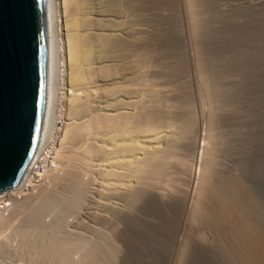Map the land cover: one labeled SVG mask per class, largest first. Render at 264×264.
<instances>
[{
	"label": "bare ground",
	"instance_id": "6f19581e",
	"mask_svg": "<svg viewBox=\"0 0 264 264\" xmlns=\"http://www.w3.org/2000/svg\"><path fill=\"white\" fill-rule=\"evenodd\" d=\"M257 4H264V0ZM44 7L46 82L40 129L33 154L38 152L39 146L48 142L46 147L53 149L50 153H53L55 159L58 160L57 164L63 165L65 169L68 168L69 174L61 182L62 184L54 185L56 180L53 179L54 186L42 187L34 195L37 196L41 192L39 196L25 197L11 207V212L16 211L22 215L21 219L25 225L23 229L18 228L17 224L12 223L10 218H5L6 216L2 213H0V226L6 223L14 224L16 228L13 231L15 233L23 231L22 234L25 237L30 230L39 227L43 214L54 211V217H56L51 224V229L57 231L67 212L79 210L83 205L87 186L84 183H77L74 177L81 174L79 172L85 168L82 170L79 166L77 171L81 170L78 173L75 172L74 166L77 167V163L80 164V162L74 161L72 153L76 144L83 138L85 140L84 136L88 138L96 133H103L106 136L108 133L114 134V137H112L113 135L110 136L111 138L108 137L110 142L102 139L103 143L99 146L95 147L89 143L86 146V152H93L104 157L107 162L104 165L109 169H105L102 175L107 182L110 181L106 183L103 180L105 183H101V185L109 187L104 193H107L110 198L121 200L124 204L121 205L120 201L119 203L114 201L100 203L101 200H96L95 197H92V202L111 206L110 211L115 219L124 221L127 218L126 216L125 219L122 218L120 211H124L125 207L133 206L136 203H142L144 200L143 194H146L145 189L148 188L146 186L148 182L145 177L142 178L136 174H160L163 179L169 181L176 178L183 179L187 175L192 178V180L187 179L192 182V185L195 180V178L193 180L194 171L189 172V167L186 168V161L190 160V157L194 161L197 158V152L193 155L190 154L200 139L201 124L197 114L200 112L202 123H204V117L207 119L206 115L210 113L211 119L208 120V127L205 129L202 124L206 132L205 139L210 140V150L208 151L211 156L209 158L210 166L205 173L204 183L198 189V195L194 188L195 192L193 193L197 195L196 197L192 196L191 198L192 191L188 189L176 194V196L182 197H179L180 199L178 197V199H174L172 197L175 195L166 193H161V199L163 202L167 200V204L181 200L184 207L192 205L196 213L201 214L208 221L206 225L195 226L199 227V231L205 232V237L203 232L201 233L202 237L207 240L208 250L210 254L212 253L213 258L215 256L213 253L219 254L220 264H264V157L260 158L261 154L257 153L260 150L256 151L254 147H251L250 150L246 147L244 150L243 147L246 144L240 126L241 114L235 112L236 107L232 109L225 106L227 108L216 109V112L211 109L210 103H208L210 111L208 110L206 113V108V111L204 110L206 101L203 102V98H201L203 106L200 107L198 104V108H196L192 99L188 98L190 95L188 93L191 92L186 89L187 93L182 89L183 83L186 85L187 81L191 79L190 75L182 72V74L173 77V74L170 75L168 71H161L163 68L159 67L160 65L155 66L158 64L156 61L152 66L148 58H151L152 55L146 54L150 51L145 53L139 47L133 48L138 45L130 41H135L139 34L147 32L138 27L139 23H136L137 26L128 24L130 22L123 19L127 16L120 15L117 17L118 20H114L112 16L110 17L111 14L105 13L101 3L96 2L94 6H89L83 0H44ZM126 21L128 23H125ZM138 39L141 38L138 37ZM130 44L134 45L130 47ZM58 53L60 56L64 54L59 66L56 62ZM113 54L116 56L113 57ZM132 54L137 55L134 57L135 60L132 58L134 56ZM59 55L58 57H60ZM129 57L134 61L138 60V62L135 63L132 60L131 64L133 65L131 68L128 67L130 69L128 72L126 70L122 75L114 76L113 69L130 62L127 61L130 59ZM196 64L195 62V69H199ZM63 66L65 69L67 68V72L65 69L60 71V67ZM158 68H161L160 71ZM56 77L61 88L64 89L61 93L56 92L55 89ZM144 77H148V79L152 77L153 80L149 79L151 81L147 83ZM158 79L159 82H156ZM201 83L204 85L203 82ZM204 87L207 95L209 89L206 87L208 86L205 84ZM235 95L237 96V94ZM81 97L86 99L83 100ZM125 99L129 100L126 104H124ZM228 99L226 100L228 101ZM168 100L176 101L177 104L174 102V105ZM232 100L235 98L231 99V103ZM163 103H166V107L162 108L160 105ZM170 103L174 106H171ZM103 111L111 112L99 113ZM93 133L94 135H92ZM221 151L223 154H220ZM238 154L241 156L237 157ZM187 158L188 160H186ZM63 160L64 162H62ZM65 161L69 164L65 165ZM89 162L85 161L81 164L83 163L85 166L83 164L82 166L87 168L86 164ZM190 165L187 164V166ZM120 179L124 181L127 179V181L120 183ZM94 189L96 191L92 193L104 196L101 189ZM104 200L102 201L104 202ZM168 200H170L169 203ZM90 207L85 214L94 216L96 219L98 216L93 213L94 211H89ZM184 207L182 206V208ZM102 217L105 222L109 216L103 214ZM131 218L129 217L128 220ZM115 219L114 222L117 221ZM187 226L184 231L188 230ZM190 227L192 228V226ZM177 231L179 233V230ZM193 232L195 230L191 232V235L195 234L196 236L197 228L196 232ZM189 233L187 234L190 235ZM191 235L189 238L194 239L195 237H191ZM182 237L184 236L180 234L178 238ZM53 239L55 240H52L53 245L50 250L58 256L57 259L63 264H102L106 260L112 259L113 256H117L114 249L116 247L112 246L114 247L112 248L111 245H104L105 243L102 242H100L101 246L98 245L99 243L90 245V241L88 243L87 240L73 242L68 237L57 239L56 235L53 236ZM188 240L190 241V239ZM202 240L203 238L193 241L196 243ZM173 241L175 242V240ZM60 243L65 247L59 246L62 245ZM72 245H80L79 247L85 250V257L83 256L85 260L76 263L72 259ZM36 250L41 258L47 257L50 253L47 248H36ZM53 256L55 255L53 254ZM31 263H34V259H31Z\"/></svg>",
	"mask_w": 264,
	"mask_h": 264
},
{
	"label": "rangeland",
	"instance_id": "374dc122",
	"mask_svg": "<svg viewBox=\"0 0 264 264\" xmlns=\"http://www.w3.org/2000/svg\"><path fill=\"white\" fill-rule=\"evenodd\" d=\"M83 1L89 6H94L96 2L101 3L105 13L111 14L110 17L112 16V19L114 20H118L119 18L117 17L124 15L127 17L123 19H127L128 22H130L128 23L126 21L125 23L132 25L135 24L134 26H137L136 23H139L140 25H138V27L143 28L147 33L139 34L135 40L136 43L135 41L130 40L131 42H134L135 45H138L133 46L134 44H130V47L131 45L133 48L139 47V49H143L145 53L150 51L146 54L148 55L150 53L149 55H152L151 58L148 57L152 66H154V61H156L158 64L155 63V66L160 65L159 67L163 68H160L161 71H168L170 75L173 74V77L182 74V72L190 75L189 77L191 79L187 81V86L185 83H183L182 89H184L187 93L188 91L191 92L188 93L191 95H188V98L190 100L192 99L191 101L194 103L196 108H198V104H200V107L203 106L201 98H203V102L206 101L204 102V110L205 108L207 110H205L206 113L210 109L208 107V103H210L211 109L215 110L216 112V109L220 110L227 108L225 106H229L232 109L236 107L235 112L237 111L241 114L240 126L242 134L245 138L244 143L246 144H244V150L246 147H248L249 150L251 147H254L256 151L260 150L257 152L258 154H261V156L259 155L260 158L264 157V4H257L261 0ZM90 16L95 17L94 15ZM138 37L143 40L138 39ZM58 55L59 53L57 54L56 60L57 66H59L61 63V58L64 56V54L61 56L59 55L60 57H58ZM112 56L115 57L116 54H113ZM135 56L137 57L136 54L132 56L134 60ZM133 59H126L127 61H130H126V66H119L118 68L113 69V75L117 77L125 73L126 70L128 72L130 70L128 67L131 68L133 65L131 64ZM194 61L197 63L196 66H198L199 69H195ZM134 62L137 63L138 60ZM60 69V71H63L65 67H60ZM160 69L158 71H160ZM65 71L67 72V68ZM145 79L148 83L151 81L149 79H152V77H149V79L147 77ZM192 80L193 82H191ZM56 81V92L61 93L64 91V89H62L58 81ZM157 81L159 82V79L156 80V82ZM200 81L203 82L204 85H202ZM199 84L202 87L198 86ZM205 84L208 86L206 88L209 89L207 95L205 94L206 89L204 91ZM126 86H128V84H126ZM199 92H202L200 94H203V97L199 94ZM235 94H237V96ZM81 98L83 100L86 99L85 97ZM233 98H235V100H232L231 103V99ZM226 99H228V101ZM198 101L201 102L199 103ZM127 102H129V100L125 99L124 104ZM171 102L175 105L174 102L176 101ZM61 103L63 104V102ZM228 103L229 105H227ZM165 104L163 103V105L160 106H162V108L166 107ZM172 104L170 103L171 106H174ZM109 112L111 111H103L99 113L102 114ZM213 112H211V114H213ZM199 114L200 112L197 114L201 124L200 139L195 145L193 151L190 153L193 155L197 152V158L195 161L191 159V157L188 158L192 161L188 160V158L186 159L188 160L186 161V168L189 167V172L194 171L193 180L194 178L195 180L192 185V182L190 181L192 178L187 175L183 179L176 178L169 181L167 179H163L160 174H143L144 176L142 174H136L138 176L140 175L139 177H145L149 183H147L148 185L146 184V186H148V188L145 189L146 194H143L144 200L143 202L141 201L142 203H136L133 206L125 207V209L127 208L126 210L122 206L124 211H120L122 212L120 214H122V218L125 219L126 216L127 219L124 221H122L123 219L119 221V219H115L111 214V206L109 207L105 205V207L104 205L100 204L110 201L118 203L120 201V204L122 203L121 205L124 204V202L121 200L110 198L107 193H104L106 192L105 190L108 186L105 187V185H101V183L110 182H107L106 178H104L102 175L103 172H105V169H109L108 166L104 165L107 162L101 155L93 152H86V146H88L89 143L90 145L92 143V145L95 147L99 146V144L103 143L102 139L109 141L110 139L108 137L112 135V137H114V134L108 133L106 136V134L103 133H96V135L93 133L92 135L94 136L88 138L84 136L85 140H83V138L81 142L77 143L72 153V158L74 161L80 162V164L77 163L78 165L72 163L77 165V167L74 166L75 172L78 173L84 168L87 171H84V169L82 172H79L81 174H78L76 177H74L77 183H84L87 186L83 205L77 211L67 212L64 215L62 224H60L61 226L57 231H52L53 229H51V224L56 217H54L55 212L50 211L43 214L41 216L42 223L39 225V227H42H40V229L37 227L30 230L28 234L25 235V237L22 234L23 231H18L16 233L13 231L16 228L14 227V224H17L18 228H24L25 225L21 219L22 215L16 211H9L4 214V216H6L5 218H10L14 224L12 225L6 223L0 226V264H20L22 262V264H63L59 261V259H57L58 256L52 252V250H50L53 245L52 240H55L53 239V236L55 235L57 239L68 237L71 241L73 240V242H82V240H87V242L90 241V245L91 243H93V245L99 243L98 245L101 246L100 242H102L103 244L105 243L104 245L109 244L111 245L110 247H116L112 248L116 250L115 255L117 256H113L112 259L106 260L102 264H210V262L211 264H218L219 254L213 253L216 258L215 256L214 258L212 257V253L210 254L208 245H206L207 240L204 238L205 232L199 231V227H196L206 225L208 221L205 220L201 214L196 213L192 205H187V207H184L181 200H176L174 201L175 203L172 202V205L169 203L170 200H168L169 204H167V200L164 201V203L161 199V193L175 195L172 198L178 199L180 196H176V194L180 193V191H186L188 189H191L192 191L190 194L191 198L192 196L196 197L198 195V189L205 181L204 177L210 166L209 158L211 157L208 152L210 150V140L205 139V129L208 127V120L211 118L209 117L210 113H207L209 115H206L207 119L204 117V123H202L201 114ZM106 137L107 139H105ZM86 138L92 139L87 140ZM46 144H48V142H46ZM258 146L259 148L257 149ZM261 148L263 149V153ZM220 154H223V152L221 151ZM239 156L241 155L238 154L237 157ZM56 161V163H59L57 159ZM85 161H90L88 164H86L87 168L84 167L85 165L83 163L82 164L84 166L81 164V162ZM62 162H64V160ZM65 162V165L69 164V162ZM187 164L191 165L187 166ZM61 166L64 167L63 165L59 166V164H57V169L53 170L49 174L45 186L53 185V179L56 180L54 185L57 186L67 178L69 170L68 168L65 169V167L62 168ZM79 166L81 169H78L77 171ZM103 180L105 182H103ZM125 181H127V179ZM125 181L120 179L119 182L123 183ZM194 183L198 184L195 185ZM94 188L99 190L101 189L104 196L99 195V193H92L93 191H96ZM194 190L197 192V195L193 193L195 192ZM40 194L41 192L37 196ZM92 197H95L96 200H105L104 202L100 201V203H93ZM182 206L184 208H182ZM88 207H90L89 211H94L93 213L97 214L96 216L98 217L96 219L94 216H91L87 213L85 214V212L88 211ZM103 214L109 216L106 218L107 221L105 220V222L103 221ZM129 217H132L131 220H128ZM114 219L118 222H114ZM186 226L188 230L184 231ZM190 226H192V228H197L196 234L198 236H195V234L193 236L198 240L203 238L202 241H197L195 243V238H189L193 230L196 232V228L191 230L192 228ZM176 229L179 230V233ZM182 231L183 233H180ZM201 232H203L204 237H202ZM180 234L184 237L178 238L180 237ZM200 234L202 237H200L201 239L199 238ZM193 236L191 235V237ZM186 238L190 239V241L188 239V241L185 240ZM173 240H175V242ZM59 246L65 247L63 244ZM79 246L80 245L71 246L73 249L71 251V257L74 259V261H76V263L77 261L81 262V260H85V250ZM36 248H47L49 249L50 253H48L47 257L41 258L36 253ZM53 254L56 257L53 256ZM31 259H34V263H31Z\"/></svg>",
	"mask_w": 264,
	"mask_h": 264
},
{
	"label": "water",
	"instance_id": "95a60500",
	"mask_svg": "<svg viewBox=\"0 0 264 264\" xmlns=\"http://www.w3.org/2000/svg\"><path fill=\"white\" fill-rule=\"evenodd\" d=\"M44 0H0V193L34 152L44 105Z\"/></svg>",
	"mask_w": 264,
	"mask_h": 264
},
{
	"label": "built area",
	"instance_id": "2783aa9c",
	"mask_svg": "<svg viewBox=\"0 0 264 264\" xmlns=\"http://www.w3.org/2000/svg\"><path fill=\"white\" fill-rule=\"evenodd\" d=\"M50 146V145H49ZM53 149L46 147V143L39 146L28 162L25 171L15 187L0 193V213L6 214L11 207L25 197L35 195L47 183L49 174L57 169Z\"/></svg>",
	"mask_w": 264,
	"mask_h": 264
}]
</instances>
